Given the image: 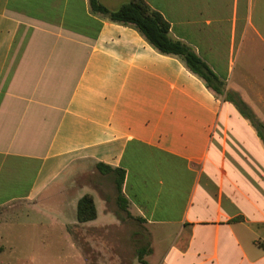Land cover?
I'll return each instance as SVG.
<instances>
[{
	"label": "crops",
	"instance_id": "1",
	"mask_svg": "<svg viewBox=\"0 0 264 264\" xmlns=\"http://www.w3.org/2000/svg\"><path fill=\"white\" fill-rule=\"evenodd\" d=\"M143 1L221 94L88 0H0V264H33L51 240L84 264L74 231L117 220L98 163L155 229L148 255L167 243L158 264H264V0ZM83 194L96 216L78 222Z\"/></svg>",
	"mask_w": 264,
	"mask_h": 264
},
{
	"label": "trees",
	"instance_id": "2",
	"mask_svg": "<svg viewBox=\"0 0 264 264\" xmlns=\"http://www.w3.org/2000/svg\"><path fill=\"white\" fill-rule=\"evenodd\" d=\"M88 1L92 12L99 13L112 22L133 25L160 52L179 56L184 61L186 67L202 78L206 86L211 88L215 93L221 94L223 92V82L187 45L169 37L168 23L143 0H127L116 9H108L99 0ZM225 99L232 102L240 114L250 120L258 131L260 130V123L238 95L227 92ZM96 167L102 173L109 171L115 173L118 206L120 209L125 210L126 201L121 196L123 171L111 169L109 166L101 163L96 164ZM95 216L96 208L92 196L90 194H83L76 203V220L78 222H85L94 219ZM144 254L145 249L141 248L137 255L140 264H148L143 258Z\"/></svg>",
	"mask_w": 264,
	"mask_h": 264
},
{
	"label": "rangeland",
	"instance_id": "3",
	"mask_svg": "<svg viewBox=\"0 0 264 264\" xmlns=\"http://www.w3.org/2000/svg\"><path fill=\"white\" fill-rule=\"evenodd\" d=\"M88 178L89 176H83L77 179L85 182ZM102 184L107 194L106 210L111 211L117 220L107 227H79L74 231V242L82 254L84 264H140L137 255L141 248L145 249L143 258L149 264H158L167 243H156V254L149 256L151 246L149 231L153 234L155 229L139 223L119 208L116 202L117 191L113 182L104 181ZM40 243L41 241H36L34 247L39 246ZM48 244H50L48 254L35 255L36 261L33 264H77L78 261L75 258L63 255L64 252L61 253L60 241L51 240ZM20 257L26 259V262L19 264H32L27 262L28 258L23 255Z\"/></svg>",
	"mask_w": 264,
	"mask_h": 264
}]
</instances>
